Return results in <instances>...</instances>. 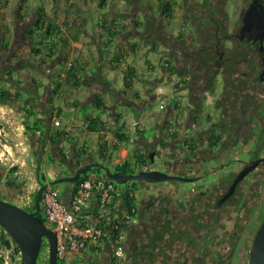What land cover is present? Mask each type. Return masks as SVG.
<instances>
[{"label":"flooded vegetation","instance_id":"flooded-vegetation-1","mask_svg":"<svg viewBox=\"0 0 264 264\" xmlns=\"http://www.w3.org/2000/svg\"><path fill=\"white\" fill-rule=\"evenodd\" d=\"M216 1L215 11L211 5L205 10L206 26L198 22L186 37L188 45L176 40L174 49L166 47L188 74L186 113L210 114L205 125L180 138L162 130L154 151L167 159L157 169L193 180L149 184L136 219L127 225L123 257L114 259L107 245L98 256L85 252L80 264H250L264 221V0H242L232 26L224 0ZM7 77L0 73L13 90ZM26 97L9 101L28 113L32 103ZM198 97L202 102L196 107L192 100ZM31 133L33 149L41 140L38 162L43 140ZM25 191L0 164V198L20 206Z\"/></svg>","mask_w":264,"mask_h":264},{"label":"crops","instance_id":"crops-1","mask_svg":"<svg viewBox=\"0 0 264 264\" xmlns=\"http://www.w3.org/2000/svg\"><path fill=\"white\" fill-rule=\"evenodd\" d=\"M167 1L174 2L175 11L173 14H176L181 7V0H50L45 5H39L36 0H0V23L4 26V30L0 32V57H6L7 53L10 52L11 64H14L16 60L17 62H28L24 66L26 64L33 65L36 73L52 75L44 88H42L43 83H40L36 76H28L22 82L21 77L17 76L18 70L21 68L19 65L13 67L12 72L10 70L6 71L4 76L11 77L10 82L13 85V92L20 93V99L25 98L24 92L28 91L27 89L34 91L33 97H26L32 103L27 109L36 112L32 116V120L40 121L44 117L51 118L52 115H54V120H61L60 126H56L54 120L51 121V125L53 129L67 131V137L60 145L65 153L70 154V160L67 164L72 172L81 167V164L93 161L104 164L111 160L116 166L120 159H122L120 162L124 161L130 155H133L136 150L144 151L142 144H140L146 139L143 136L146 130L143 120L151 115L148 110L146 111V105L156 97L153 92H149L151 84H147V90L143 91L145 93L142 90L138 93L130 92V88L134 85L133 81L138 79V82H141V80L138 78L140 69L129 63L127 58L132 53H138L141 45L150 50L160 49L161 44H163L161 40L165 43L163 38L165 35L169 37V44L165 43V49L173 46L172 42L176 41L177 37L167 27L172 26L177 17L167 18L164 16V3ZM98 9H100V14L92 21L93 24H90L91 21L88 16H84L85 13ZM10 15L13 16V20L4 22L5 17ZM40 15H44L43 21L46 24L47 22H53L54 25H62L64 21H69V24L62 28L65 34L62 35L63 41L59 42L60 50L54 57L47 56L46 51L42 49H40L39 54L34 52L35 41L38 40L39 32H43V28L34 35H27V31L34 27ZM187 20L188 18H185L184 21L187 22ZM11 22L23 25L21 35L14 34V37L11 35L13 38L10 36V34H13V30L11 31L9 25L5 23ZM19 38L23 40L21 43ZM5 44H8V47ZM109 48L115 49V56L105 53ZM23 53L25 57H22ZM124 61L126 67L123 66ZM70 63L71 65L73 63L72 66L76 68L78 75L83 79V83L74 87L63 85L59 90L64 95L62 98L55 95L52 90L59 85V79H64L63 76L68 71ZM93 66L99 67L101 72H94ZM147 68L155 71L157 64L149 63ZM162 70L167 76L171 73L167 68L162 67ZM118 71L123 76V81L119 86H117L118 80L115 78ZM111 72L116 74L113 78ZM5 81L7 80L5 79ZM158 83L159 80L154 85H158ZM0 88L5 89L6 86L0 83ZM100 94L103 95L102 99L105 105L102 108H97L94 104V98ZM58 99L61 100L62 104H65V107L60 105ZM88 106L91 107V113L81 115L80 111ZM174 107H172V112L165 115L166 119L167 117L171 118L172 114H176L173 113L175 112ZM96 110L101 111L103 114H99ZM132 110L135 111L133 115L131 114ZM59 112L67 118H60ZM194 114L192 113L188 117V123H193ZM202 114L195 115L197 120L202 118ZM130 115L133 117L131 123L128 121ZM89 116H101V119L107 125L110 121H115L118 129L123 123H126L123 130H130L132 123L138 121L142 130L141 138L135 141V144H132V151L124 145L127 141H122L120 148L111 151L108 160H103L99 151L102 135L100 132L87 130L88 122L86 119ZM117 116L118 120H116ZM171 121L173 123L175 120L172 119ZM180 122L185 124L183 120ZM199 124L201 127L206 123L202 124L200 122ZM161 127L163 130L164 125ZM38 133L37 130L35 133L37 137H39ZM77 134H79V138L76 136ZM47 150H51L53 153L51 144L46 146ZM116 151L118 152L114 157ZM94 152L96 156L92 154ZM96 158L99 160H96ZM62 176L69 175H58L56 179ZM94 176H99V172L91 173V177L94 178ZM50 180L52 179L46 178V181ZM72 190L73 185L70 183L66 184L61 190L67 202L70 201ZM107 245H109L108 239L101 247L98 255L103 252ZM85 252V250L69 252V260L73 264H80L79 261L82 260V255Z\"/></svg>","mask_w":264,"mask_h":264},{"label":"rangeland","instance_id":"rangeland-1","mask_svg":"<svg viewBox=\"0 0 264 264\" xmlns=\"http://www.w3.org/2000/svg\"><path fill=\"white\" fill-rule=\"evenodd\" d=\"M49 1L50 0H40V1L36 0V2L39 3V5L48 4ZM180 2H181V7L177 10V13L173 15V18L177 17L176 18L177 22L176 21L173 22V25L167 28L168 30L170 29L172 31V34H175L176 37L180 33L183 32L185 34L184 37L183 38L178 37L179 39L178 38L176 39L178 43H180L182 46H186L188 45L186 41L189 40V38H186V37H189L193 33L194 27L198 25V22H201L203 26H206L207 24L206 20L208 18V15H206L205 10L211 5L210 9L215 11L217 9L216 7L217 1L210 0L209 2V0H181ZM222 3L225 8L227 7V10H228L227 14L229 16L228 19H230L231 21L230 25L232 26L238 16V12L240 10V5L242 3V0H224ZM191 8H194V10L197 12H192ZM99 10L100 9L94 10L93 12L85 13L84 16H88V18L91 21L90 24H93L92 21L95 20L96 16L100 14ZM190 12L192 13V15H189ZM185 18H188L187 22L184 21ZM7 20L8 21L13 20V16L11 15L6 16L4 19V22L5 21L8 22ZM5 24L9 25V27L11 28V31L13 30L12 32L13 34H10V36L13 35L14 37V34H16L17 36L22 34L23 25H20L18 23H12V22L5 23ZM201 28L203 27H200V30H198V32L196 33L195 37L197 39H199L200 35H202L203 30ZM2 30H4V26L0 23V32ZM163 38L165 39V43L169 44L168 43L169 37L165 35ZM19 40H20L19 41L20 43L23 41L21 40V38H19ZM161 43L163 44H161L160 49L158 50L156 49V51L152 49L150 50L147 47H143L141 45L140 51L138 53H132L127 58V61L129 63L134 64L137 68L140 69L139 70L140 75L138 78L139 80H141V82H138V79L133 81L134 85L132 86V88H130L131 89L130 92L138 93L141 90L143 92L144 90H147V84L148 85L151 84L152 86L149 92H153V95L156 97L154 98L152 102L146 105L147 106L146 111L148 110V113H150L151 115H149L147 118H145V120H143V124L146 127V130L143 133V136H144V139L145 138L146 139L140 142V144H142V147L144 151L146 152L154 151L155 145L159 142V140H161V136L163 135L161 126L165 125L164 124L166 120L165 115L167 113L172 112L173 110L172 107L175 106L174 107L175 112L173 113H176V114H172L171 118L167 117V119L169 121L172 119L175 120L172 123V126L175 128H177V125H180L181 120H183L185 124H190L188 123L189 122L188 117H190L192 114V113H186L187 108H188V98H187L186 89H183L185 82L188 79L184 81L183 86L176 88L175 87L176 82L179 80V78L184 77L182 75L184 74L183 69L180 70L179 69L180 67H179V68H176V74H173V75L169 74L168 76L165 75V73L162 70V67L165 69L164 64L166 62L165 56L167 54L166 53L167 50L164 47L165 43L163 42V40H161ZM168 52L169 54H172L170 50ZM105 53L110 54L111 56H115V49L109 48L107 49V51H105ZM22 55H23L22 57H25L24 53ZM10 60H11L10 52L7 53L6 57H0V73L2 75H5L4 73L9 70L10 72H12L13 67H15L16 65H19L21 68L18 70L19 73L17 76L21 77L22 82L26 80V77L28 76L29 77L36 76L38 81L40 83H43L42 88L47 86L48 81L52 77V75L49 76L45 73H36L33 68V65L26 64L24 66V64L28 62H23V61L17 62L16 60L14 64H11ZM149 63H154L155 65L157 64V69L155 71L148 69L147 66ZM123 66L126 67L125 61L123 63ZM93 69H94V72L96 73L100 71L99 67L97 66H93ZM116 73L117 75L111 72V77L113 78L116 75L115 78L118 80L117 86H119L121 81H123V76L121 75L120 71ZM185 77H188V74L185 75ZM7 78H11V77L8 76ZM157 80H159L158 85H154V83H156ZM0 82L5 83L3 79H0ZM4 85L7 88H10V86L7 83H5ZM159 90L162 91V94H159ZM24 95H25L24 97H26L25 92H24ZM33 96L34 94L30 95L28 93L27 97L31 98ZM54 99H55V96H54ZM209 99H207V105L209 103ZM59 101H60V105L62 107H65V104L64 103L62 104L61 100ZM13 103L14 101L0 99V164L4 167L8 175H11L14 179L19 180L24 183L26 191L22 195L20 206L26 209V208H30L33 206L34 197L36 195V192L39 190V186H40L38 179L36 177V168H37L36 157H37V154L39 153L38 148L40 146L41 140L37 146L34 145V149L32 148L33 145L31 147L30 142L33 140L34 136L32 133L26 130L25 125L23 123L26 119L25 116L21 114L23 113L24 108L22 107L16 108L14 107L15 105H13ZM161 104H164V109L160 107ZM177 104L179 105V108L176 107ZM204 109L211 112L213 108L206 106L204 107ZM96 112H99V114L101 115L103 114L101 113V111H98V110H96ZM134 112L135 111L132 110L131 114L133 115ZM180 112H183V113H180ZM84 113H91V107L88 106L86 109L80 111L81 115H84ZM206 115L207 113H203L201 116L202 119H199L201 120L202 124H205L209 121V118ZM60 118L66 119L67 117L64 114H60ZM132 118L133 117L131 115L128 117V121L130 123L132 121L131 120ZM76 136L79 138V134H77ZM77 137L76 139L78 140ZM124 145L128 147L130 151H132V148H133L132 143L130 144L128 142H125ZM117 152L118 151L114 153V157L117 155ZM92 154L96 156L95 152ZM154 155H155V158H154V161L152 162V167L154 169L162 168L161 163H164L166 161L167 159L166 156L164 154L160 155L158 154V152H155V151H154ZM96 160H99V159L96 158ZM121 160L122 159H120V161ZM104 164L109 166L111 169L115 168V163L112 162L111 160L105 162ZM14 167H16L15 171H13ZM41 170H42L40 174L41 179L43 178L46 179L49 177L50 179L53 180V179H56V176L58 175H62V174L70 175L72 173V170L70 169L68 164L60 160L59 158L54 157V154L52 153L51 150H47L46 153L44 154V159H43ZM115 183L117 184V186L121 188L122 187L136 188L139 192V200H142V198H144L145 195L149 193V191L151 190V187H149V184L147 185V184H144V182H140V181H129L124 184L117 183V182ZM66 184L68 183H61V184H57L56 186L62 190L66 186ZM150 185H153V184H150ZM50 227L53 228L51 225ZM44 245H45L44 247L46 250L48 247L47 239H44ZM90 252L97 254V255L99 254V251L94 250V249H90ZM0 254L1 256L5 258V260L8 259L10 261L7 249L3 246L1 240H0ZM43 254L44 255L42 256V259H41L42 264H44V261H45L44 258H46L45 252ZM48 255H49V247H48ZM59 264H62V263H59ZM114 264H124V263L116 261Z\"/></svg>","mask_w":264,"mask_h":264},{"label":"built area","instance_id":"built-area-1","mask_svg":"<svg viewBox=\"0 0 264 264\" xmlns=\"http://www.w3.org/2000/svg\"><path fill=\"white\" fill-rule=\"evenodd\" d=\"M186 79L187 77L179 78L176 82L180 81L179 86L175 87L183 86ZM159 94H162L161 90ZM160 107L164 109V104ZM200 122L201 120H193L190 125L180 122L177 128L164 125L163 132L167 137L172 138L177 135V138H180L190 128L200 127ZM54 124L60 126L61 120H55ZM140 128V123L134 121L130 130H123L128 136L127 142L133 144L141 138ZM117 130L116 122L110 121L106 129L100 132L102 135L100 143H122L116 133ZM66 155L70 158L69 153ZM140 169L150 170L152 168L149 164H145ZM125 191L124 187L117 186L115 181L108 180L104 176L89 177L75 185L69 202L64 199L61 189L57 186H49L44 191L41 211L46 218L47 225L49 227L51 225L53 228H50L56 232L59 263L69 264V252L85 250L91 253L90 249L100 251L107 239L112 247V257L115 259L123 257L126 248L127 225L136 219V214L133 215L136 212L135 209L130 214L128 209L123 207L121 197ZM133 194L139 199L138 190H135ZM7 252L10 255V250ZM5 264L13 263L6 259Z\"/></svg>","mask_w":264,"mask_h":264},{"label":"trees","instance_id":"trees-1","mask_svg":"<svg viewBox=\"0 0 264 264\" xmlns=\"http://www.w3.org/2000/svg\"><path fill=\"white\" fill-rule=\"evenodd\" d=\"M174 2L172 3L171 1H167L164 3V9H163V14L164 16L168 17H173V13L175 11L174 9ZM44 15H40V17L36 20L34 27L31 28L30 30L27 31V35L31 36L36 34V32H39V30L41 28H43V32H39L38 35V40L35 41V51L37 54H39L41 52L40 49L45 50L46 51V55L49 57H54L60 50V41H63V37L62 35L65 34L64 30L62 29L63 26L68 25L69 21H64L62 25H54L53 22H47L44 23ZM184 33H180L177 38H183L184 37ZM6 47H8V44H5ZM166 58V62L164 64V66H166V68L168 70L171 71L172 74H176V65L173 62V59L171 57V55L166 54L165 56ZM73 65V63H72ZM70 66L68 71L66 72L65 76H63L64 79L62 80H58L59 85L56 86V88H54L52 91L55 95H58L59 97L63 98V94L62 92L60 93L59 90L61 89V87H63V85L69 86V87H74V86H78L80 83H83V79H81V77L78 75L76 68H74L73 66ZM187 73L182 74L183 76H185ZM61 76V75H60ZM36 81V80H35ZM180 82V81H179ZM179 82L176 83V87L179 86ZM42 85V84H41ZM22 94V93H21ZM103 95H96V97L94 98V104L97 108H102L105 104L103 102L102 99ZM21 97L20 93L16 92L14 93L13 90H8V89H1L0 88V98H4L6 100H12V99H17L19 100ZM195 104L196 107H199L201 105L202 102V97H198L197 99H193L192 100ZM177 108H179V105L177 104L176 106ZM28 110V113L25 114V121H24V125L25 128L28 132H34L35 131H39L38 136L43 140V137L45 135V129H46V124H42V123H38V122H33L32 120V116L35 115V111L33 110ZM60 111V108H59ZM61 113L59 112L58 115H60ZM198 113L194 114L193 120H197V117L195 115H197ZM51 121L54 120V115L51 116ZM28 120V121H27ZM116 120H118V116L116 118ZM55 121V120H54ZM86 121L88 122L87 124V130L88 131H94V132H101L102 130L106 129V125L107 123L105 121H103L101 119V116H89ZM126 123H123L122 126H120V128L116 131L117 135L119 136L121 141H127L128 136L125 134V132L123 131V129L125 128ZM166 125H172V121H168L166 120ZM141 128H140V132H141ZM144 132V131H143ZM67 137V131L66 130H58V129H53L52 125L51 128L49 130L48 136H47V145L51 144V147H53V154L54 157L61 159L62 161L68 163L70 158L67 157L66 153L64 152L63 147H61V142L63 140H65L64 138ZM121 146V143H115V144H109L107 142L105 143H100V154H101V158L103 160H108L109 157V153L111 151L117 150L119 149ZM155 158V156H154ZM151 154H148V152L146 151H138L136 150V152H134L133 155H130L128 158H126L124 161L117 163V165L114 168L115 172H119L120 174H134V173H138L139 171H141V167L145 164H151ZM85 164V163H84ZM83 164V165H84ZM82 164L80 165L81 167L83 166ZM16 170V167L13 168V171ZM42 172V170H41ZM97 173L99 172V176H104V171L101 168H90L89 169V173L86 175H82V177L80 178V180H78L75 185H77L78 183H80L82 180L91 177V173ZM103 172V173H102ZM101 173V174H100ZM41 174V173H40ZM66 175V174H65ZM72 175V174H70ZM74 185V186H75ZM126 191L124 192L123 196L121 197L122 199V204L124 208L128 209V212L131 214L133 213V209H135V213H133V215L137 214V207H138V202L139 199L136 195L133 194V192H135V190H137L136 188L133 187H126L125 188ZM38 196V191L36 192V195L34 197V203H33V208L34 210L35 208V200ZM42 211L41 213L38 215V217L43 220L44 222H46V218L44 217V214L42 216ZM0 240L3 244V246L7 249L10 250V261L13 264H20V257H21V250L19 248V246L15 243L14 240H12L10 238V236L4 231V229L2 228V226L0 225ZM44 243L41 249V254L38 257V264H42L41 263V259L42 256L44 255L43 253L45 252L46 254V258H44V264H48V247L45 250L44 247ZM0 260L2 262V264L5 263V258L3 256H0ZM115 259V258H114ZM69 260V258H68ZM69 264H73L70 260H69Z\"/></svg>","mask_w":264,"mask_h":264},{"label":"water","instance_id":"water-1","mask_svg":"<svg viewBox=\"0 0 264 264\" xmlns=\"http://www.w3.org/2000/svg\"><path fill=\"white\" fill-rule=\"evenodd\" d=\"M169 74L173 75L172 73ZM25 93L29 92L26 91ZM31 93L33 94L34 91H31ZM25 114L26 113L23 112V115ZM206 116H208V114ZM33 122L46 124L45 135L41 144V151L36 168V177L40 185L38 196L35 200L36 209L35 211L30 212L17 204L0 198V225L10 238L19 246L21 250V264H38V257L40 255L44 239H47L49 245L48 264H59L56 232L52 230L46 222L38 217L42 210L43 193L49 186H56L61 183H70L74 187L75 183L82 177V175L89 173L90 168H101L104 171V178L121 184L129 181H140L148 184H154L173 180H179L181 182L193 180L191 178L182 177L181 175L170 174L160 169L141 170L134 174H120L119 172L112 171V169L106 164L93 161L85 163L82 167L73 171L71 173L72 175L62 176L50 181H42L40 173L46 150L47 136L51 128V119L47 118L40 121L33 120ZM151 157L152 160H154V154H152ZM249 263L264 264V221L260 225L256 234Z\"/></svg>","mask_w":264,"mask_h":264},{"label":"clouds","instance_id":"clouds-1","mask_svg":"<svg viewBox=\"0 0 264 264\" xmlns=\"http://www.w3.org/2000/svg\"><path fill=\"white\" fill-rule=\"evenodd\" d=\"M165 68H166V66H165ZM187 75V74H186ZM185 77V76H184ZM184 89V88H183ZM167 120V119H166ZM155 156V155H154Z\"/></svg>","mask_w":264,"mask_h":264}]
</instances>
